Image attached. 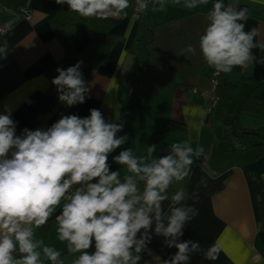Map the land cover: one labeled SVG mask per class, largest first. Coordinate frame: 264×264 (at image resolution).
<instances>
[{"label":"clouds","instance_id":"clouds-1","mask_svg":"<svg viewBox=\"0 0 264 264\" xmlns=\"http://www.w3.org/2000/svg\"><path fill=\"white\" fill-rule=\"evenodd\" d=\"M84 18L127 17L131 0H55ZM210 0H135V12H166L169 4L187 10L209 5ZM250 8L236 0H213L208 24L198 50L214 73H231L254 63L264 64V31L246 29ZM197 48L188 45L184 52ZM9 54L7 41L0 43V60ZM83 61L66 69L58 67L55 85L58 100L68 107L83 104L91 92L81 71ZM3 67V65H0ZM13 107L0 112V264H65L61 251L37 238L36 232L55 216L57 239L67 254H78L71 264H141L151 256L156 264H191L192 255L203 253L218 259L219 242L203 249L198 241L183 240L186 226L198 215L184 187L170 197V187L190 176L201 145L174 142L163 155L158 145L136 155L123 132L125 121L117 111L106 119L101 110L90 115L61 114L49 127L17 132ZM121 149L118 155H112ZM111 156V162L109 160ZM112 163L119 165L112 169ZM123 173V174H122ZM59 209V214L57 210ZM175 249L166 259L149 248L153 236Z\"/></svg>","mask_w":264,"mask_h":264},{"label":"crops","instance_id":"crops-1","mask_svg":"<svg viewBox=\"0 0 264 264\" xmlns=\"http://www.w3.org/2000/svg\"><path fill=\"white\" fill-rule=\"evenodd\" d=\"M212 2L196 10L169 4L166 12H145L142 22L132 20L124 42L115 45L107 65L93 75L90 95L76 114L88 116L90 109L97 108L106 119H114L118 111L125 121L118 135L129 136L121 148L131 147L136 155L146 154V147L158 132L170 134L169 140H189L194 148L203 146L204 155L195 160L190 176L175 185V190L184 187L190 195L195 193L187 203L198 210L182 239L198 241L205 250L219 242L221 251L216 260L205 259L202 252L195 253L191 264H264V218L259 210L264 157L257 159L258 150L238 147L240 142L248 144L253 140L246 138L237 143L218 124L222 120L218 106L211 114L208 111L217 74L202 59L198 43L207 27ZM236 2L250 8L245 30L259 27L264 31V0ZM62 8L55 0H0L1 19L14 24L2 41H7L9 52L26 78L22 87L0 98V112L8 104L14 114L31 96L50 89L44 74L60 65L65 56L51 25V19ZM22 10L30 13L28 20L20 15ZM188 45L197 51L185 54ZM253 51L264 57V52ZM221 75L237 87L234 115L240 128L264 130V64L236 67ZM120 150L112 155H118ZM119 167L112 163L113 170ZM171 195L164 202L165 211ZM55 228L53 216L36 236L61 251L63 257L68 256L63 253L64 243L57 239ZM162 241L163 237L154 235L149 248L155 256L166 259L176 250L166 248ZM73 255L75 258L78 254ZM141 264L156 261L146 255Z\"/></svg>","mask_w":264,"mask_h":264},{"label":"trees","instance_id":"trees-1","mask_svg":"<svg viewBox=\"0 0 264 264\" xmlns=\"http://www.w3.org/2000/svg\"><path fill=\"white\" fill-rule=\"evenodd\" d=\"M132 6L126 11L127 17L114 20L102 18H84L69 10L68 5L51 19V25L56 38L61 43L65 56L60 65L48 70L44 76L50 84V89L45 93H36L19 108L13 118L18 122L17 132L25 127L35 129L37 127H49L58 120L61 114H76L80 104L68 107L58 100V93L52 79L58 76V67L67 68L74 66L78 61H83L81 71L86 82H90L93 75L107 65L108 58L116 44L124 42L132 22L135 0H131ZM2 15L0 14V19ZM143 19L139 22H142ZM150 38V37H149ZM152 38V37H151ZM150 38V39H151ZM0 37V43H2ZM0 98L6 97L26 83V78L18 68L11 53L6 59L0 60ZM217 83L216 97L218 99L219 117L218 122L239 143L246 138H252L253 143L238 145L245 150H258V158L264 157V130H245L238 125L234 111L238 105L237 87L230 85L221 74L215 79ZM230 120L229 118H232ZM217 121V116L216 120ZM217 125V122H215ZM170 145H161V150L156 154L163 155ZM175 184L169 189V194L175 192ZM259 210L264 218V185L260 188ZM48 232L44 231L43 234Z\"/></svg>","mask_w":264,"mask_h":264},{"label":"built area","instance_id":"built-area-1","mask_svg":"<svg viewBox=\"0 0 264 264\" xmlns=\"http://www.w3.org/2000/svg\"><path fill=\"white\" fill-rule=\"evenodd\" d=\"M19 13L22 16V18H24L25 20H28L29 17H30V13L28 11L22 10ZM15 17H16V15H15ZM143 18H144V13L137 14L135 12V10H134V14H133V18H132L133 21L139 22ZM13 25H14L13 23H10V22H7V21H4V20L0 19V37L3 38L7 33H9L12 30ZM217 78H218V75H215V79H217ZM216 88H217V83H216V80H215V83H214V91L209 96L210 106H209V110L208 111H209L210 114L218 106V99H217V97L215 95L216 94L215 93L216 92Z\"/></svg>","mask_w":264,"mask_h":264},{"label":"rangeland","instance_id":"rangeland-1","mask_svg":"<svg viewBox=\"0 0 264 264\" xmlns=\"http://www.w3.org/2000/svg\"><path fill=\"white\" fill-rule=\"evenodd\" d=\"M129 87L127 88V90H126V94H128L129 92ZM127 96V95H126ZM162 133L163 132H158V134H156L155 136H154V138H153V141L151 140V144H153V143H155V144H157L159 147H158V150H157V153H158V151H160L161 150V145H163V143H168L169 145H171L172 143H174V142H179L176 138H175V140H169V135L170 134H168V135H162ZM168 140H169V142H168ZM171 141V142H170ZM157 153H155V155L157 154ZM175 190V189H174ZM176 191V190H175ZM64 251H63V253H65V252H67V247H66V244L64 243ZM64 258V260H65V264H71V261L74 259V255L73 254H68V256H65V257H63ZM67 260V261H66Z\"/></svg>","mask_w":264,"mask_h":264},{"label":"water","instance_id":"water-1","mask_svg":"<svg viewBox=\"0 0 264 264\" xmlns=\"http://www.w3.org/2000/svg\"><path fill=\"white\" fill-rule=\"evenodd\" d=\"M148 116H150V115H148Z\"/></svg>","mask_w":264,"mask_h":264}]
</instances>
